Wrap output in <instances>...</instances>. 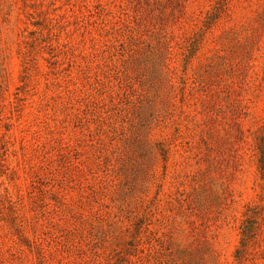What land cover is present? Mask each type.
I'll return each mask as SVG.
<instances>
[{
	"label": "rangeland",
	"instance_id": "rangeland-1",
	"mask_svg": "<svg viewBox=\"0 0 264 264\" xmlns=\"http://www.w3.org/2000/svg\"><path fill=\"white\" fill-rule=\"evenodd\" d=\"M170 1L161 0L180 15L167 24L185 32L179 46L161 20L151 22L139 5L144 0H0V264H174L172 240L183 245L206 235L221 264H264V170L253 136L264 122V0H229L219 17L197 24L186 16H205L214 0H182V7ZM139 37L169 42L176 55L169 65L186 77L174 104H158L146 124H140L146 101L133 112L145 89L132 71ZM191 44L185 60L176 51ZM217 69L225 73L222 83L207 79ZM223 85L230 95L216 94ZM229 100L241 107L245 137L229 130L237 117ZM215 117L226 127H219L220 146L218 132L210 135ZM113 123L130 124L126 202L110 195L119 175L112 170L118 157L109 164L119 151ZM142 136L151 144L147 155ZM202 181L213 186L199 192L201 202L192 201ZM211 189L225 203L207 207ZM13 211L26 241L2 219ZM245 211L255 223L242 245ZM127 216L130 229L137 219L142 226L135 248L119 257L127 241H115L108 223H126Z\"/></svg>",
	"mask_w": 264,
	"mask_h": 264
},
{
	"label": "trees",
	"instance_id": "trees-1",
	"mask_svg": "<svg viewBox=\"0 0 264 264\" xmlns=\"http://www.w3.org/2000/svg\"><path fill=\"white\" fill-rule=\"evenodd\" d=\"M146 4H139L143 10H148V14L150 18H152L151 22L154 24V22L157 21V19L161 20V29L165 30L166 35L172 36L174 38V41L177 46L180 44V40L185 35V32H177L175 27H167V24L171 25V22L174 20H179L180 15L176 13L175 8L172 7L170 11H166L164 9V5L162 4L161 0H144ZM151 3H156L157 5H162L161 7H151L148 9L145 6L150 5ZM170 3L173 5H176L178 7H182L183 3L182 0H171ZM229 6V0H214V3L212 4L211 8L208 9L205 12V16L202 17H193V16H186V19L188 20H194L197 24L200 21L208 20L212 17L217 18L220 16L222 11H225ZM140 40H142V44L138 45L137 47H133L132 53H131V62H132V71L134 73L133 78L134 82H138L139 86H144V92L141 93L142 98L138 100V102L133 104V112L136 109H143L142 103L146 101V110L142 111L140 114V124H146L148 123V115H150L151 112H153L154 108L159 104L158 109L163 105H168L169 103L174 104L173 100L176 96V89L177 87L179 89H182V86L179 85L178 82L184 80L186 77L184 74L179 70V68L176 65H169L171 61L176 57V55L170 56V45L169 42H167L165 39H157V43L154 45L150 41L142 39L139 37ZM170 40V39H169ZM171 42V40H170ZM172 43V42H171ZM174 48L175 45L172 43ZM196 44H191L188 48L182 50L180 52L176 51L178 54L181 53L185 60H188L190 58V54L192 50L195 48ZM130 48V46H129ZM158 56V57H157ZM224 56V55H223ZM160 61H161V69H160ZM119 78V77H118ZM213 78H216L215 83H222L225 80V73L221 69L214 70L212 73L209 72L207 75V79L210 81ZM130 72H125L124 80L126 83H129L130 88ZM149 79V80H148ZM120 80H123L120 78ZM176 81V83H175ZM147 83H150L148 86ZM131 88L133 91H136L138 88L133 87V84L131 83ZM187 88V87H186ZM150 91L148 93V91ZM194 89L191 88V91ZM225 92L226 95H230V89L228 85L219 86L216 90V94L218 92ZM125 97L127 98V115L130 113V98L125 92ZM158 98V100H156ZM208 102L211 101L212 104H214V100H211L210 98L207 99ZM236 101V105L234 106L231 102V100L228 101L227 107L228 110L233 112L237 117H234L231 124H229V130L231 132H236L239 137H245L246 132L242 127V123L239 118H241V107H238V102ZM145 106V105H144ZM223 107V105H222ZM239 117V118H238ZM217 123V125H216ZM219 127L226 128L223 122L218 119V117L214 118L213 124L210 127V135L212 136L215 131H217V140L216 145L220 146L224 140V137L220 135L219 133ZM111 132L114 135L113 138H117L118 140V153H116L117 156L109 155V161L113 163V159L118 157L119 166L117 168H112L115 175L119 172V175H116V180L112 182V190L110 191V195L113 194L114 199L123 200V202H126V198L129 196L128 192L126 191L124 185L122 184V179L128 180V174L124 175V178H122V172H128L130 169V143L129 145L126 144L130 142V124L129 126H125L123 124H112L111 125ZM253 136L257 145V149L259 150L258 161H259V167L264 170V122L253 132ZM138 144L142 147L141 152L145 153L146 155L150 152V141L146 136H142V138L139 139ZM160 149L165 152L163 144L159 143L158 145ZM112 147H114V144H112ZM263 172V171H262ZM211 185L209 182L202 181V184L195 186L192 190L194 192L192 201L195 202H201L202 198L199 195V192L204 189L206 186ZM210 201L207 204V207H209L211 204H216L223 201V197L218 194L217 190L211 189L209 194ZM225 203V202H224ZM129 205V203H127ZM206 207V208H207ZM120 210L124 209V203L119 204ZM106 214L109 216L110 214L115 218L117 215L111 213V211L106 212ZM246 216V219H248V225L242 226V237L240 239V242L242 245H244L247 242L248 236L251 234L254 221L252 218V215H250L248 212L243 213ZM128 216L126 217L127 220ZM5 221L8 222L9 225H11L15 229V234H17L18 239L20 241H26L27 236L24 231V226L21 222L17 220L16 211H13L11 215H9V219H5L2 217ZM120 222H123L121 219ZM118 222V219H114L109 221L108 226L109 228H114L116 232L111 235V237L115 239V241L122 240L127 241V244H124V252H120L118 254L119 257L124 256L125 253L135 248L136 243L138 242L136 236L140 232L141 226H142V220L137 219L134 221V226L132 229H130V218H128L126 223L121 224ZM194 222V221H191ZM91 227H96L93 223V219H90ZM147 227L145 229V232L147 234L148 231ZM200 233H205L204 229L200 230ZM204 236V235H203ZM212 238V237H211ZM206 235L205 237H199L198 240L195 243H189V244H179L174 242L172 240L171 242V253L169 254V259L171 260V263H177L178 259L181 258L182 264H211V260H213L214 264H221L220 262V253H217L216 245L214 241ZM209 255V257H208ZM145 256L141 257L144 258Z\"/></svg>",
	"mask_w": 264,
	"mask_h": 264
}]
</instances>
